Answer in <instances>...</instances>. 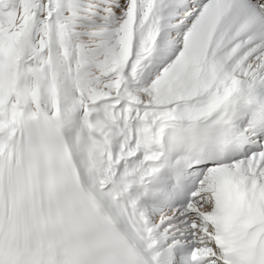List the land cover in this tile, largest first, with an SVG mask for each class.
Returning <instances> with one entry per match:
<instances>
[{
	"label": "snow or ice",
	"instance_id": "1",
	"mask_svg": "<svg viewBox=\"0 0 264 264\" xmlns=\"http://www.w3.org/2000/svg\"><path fill=\"white\" fill-rule=\"evenodd\" d=\"M0 264H264V0H0Z\"/></svg>",
	"mask_w": 264,
	"mask_h": 264
}]
</instances>
